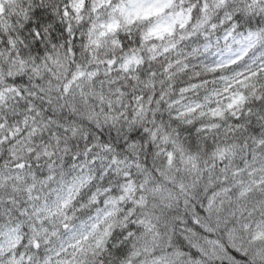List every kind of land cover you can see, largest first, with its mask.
Returning a JSON list of instances; mask_svg holds the SVG:
<instances>
[{
	"label": "trees",
	"instance_id": "trees-1",
	"mask_svg": "<svg viewBox=\"0 0 264 264\" xmlns=\"http://www.w3.org/2000/svg\"><path fill=\"white\" fill-rule=\"evenodd\" d=\"M93 3L1 0L0 264H264V0H190L174 44L143 22L115 49ZM230 30L260 41L221 65Z\"/></svg>",
	"mask_w": 264,
	"mask_h": 264
},
{
	"label": "rangeland",
	"instance_id": "rangeland-1",
	"mask_svg": "<svg viewBox=\"0 0 264 264\" xmlns=\"http://www.w3.org/2000/svg\"><path fill=\"white\" fill-rule=\"evenodd\" d=\"M176 0H125L116 3L111 8L110 15L101 19L94 29V42L97 45H115V36L122 23L137 24L139 21L149 22L150 26L144 32L145 41H157L162 45H172L180 32L191 21L193 4L188 0H181L178 4ZM227 50L217 51L220 62H230L244 57L249 49L257 41L255 34L235 35L229 33ZM137 58L131 57L127 63L136 61ZM242 94H231L226 98L225 106H217L213 116L224 113L223 110L235 111L242 103ZM185 107H180L184 109ZM1 243H12L9 235L3 236Z\"/></svg>",
	"mask_w": 264,
	"mask_h": 264
}]
</instances>
